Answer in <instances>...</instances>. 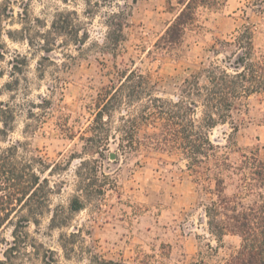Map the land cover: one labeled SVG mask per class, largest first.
Here are the masks:
<instances>
[{
  "label": "rangeland",
  "instance_id": "obj_1",
  "mask_svg": "<svg viewBox=\"0 0 264 264\" xmlns=\"http://www.w3.org/2000/svg\"><path fill=\"white\" fill-rule=\"evenodd\" d=\"M188 1L111 0L88 16L86 0H14L13 12L0 0V148L25 142L32 154L50 166L58 164L45 172L52 187L50 210L39 224H29L28 239L8 251V259L3 253L13 240V227L3 228L7 242L0 243V264H218L239 248L238 235L211 233L206 208L217 198L214 180L198 178L183 157L149 150L118 152L113 160L108 156L117 152L113 140L99 155L85 151L81 139L90 134L98 92L114 64L138 68L150 77L156 95L174 101L185 78L236 51L225 42L244 26L264 57V0H194V19L179 44L165 45L167 27ZM125 5L124 37L113 55L103 48L109 30L105 20ZM67 11L77 12L88 39L78 48L55 35V45L45 51L53 20ZM114 115L117 119L120 110ZM209 136L231 164L220 173L225 193L241 192L243 154L264 160V99L253 96L245 112H234ZM81 158L97 159L110 181L99 197L82 196L83 208L69 211L70 200L81 196L76 175ZM255 199V194L242 196L245 204ZM53 210H61L63 225L52 226Z\"/></svg>",
  "mask_w": 264,
  "mask_h": 264
},
{
  "label": "trees",
  "instance_id": "obj_2",
  "mask_svg": "<svg viewBox=\"0 0 264 264\" xmlns=\"http://www.w3.org/2000/svg\"><path fill=\"white\" fill-rule=\"evenodd\" d=\"M13 1L5 0L4 9L13 12L10 7ZM107 1L111 0H86L87 15L92 16ZM192 2L189 0L167 27L162 39L168 47L179 44L186 24L194 19ZM125 7L112 10L106 16L109 30L103 48L113 55L118 54L124 37ZM30 31L25 27L26 33ZM55 35H64L78 48L88 39L75 11L60 12L56 16L47 32L48 38L45 36V51L55 45L52 41ZM225 43L234 44L236 51L224 60L203 65L185 78L174 101L156 95L150 77L138 68L122 69L114 64L109 70L111 77L98 92L97 108L88 126L90 134L82 135L81 139L85 142V151L99 155L109 151L113 140L117 143L113 160L119 158L118 152L132 155L149 150L183 157L198 178L214 180L217 198L206 208L211 233L217 237L234 234L241 239L239 248L218 264H264V160L255 153L243 154L241 192L229 196L220 173L231 164L226 155L217 151L209 136L212 128L231 120L234 112H245L253 96L264 99V57L257 54L248 26ZM119 110L120 115L115 119L114 113ZM3 127H9L7 121ZM108 153L111 158L113 152ZM57 166V163L50 166L41 156L32 154L25 142L15 141L0 148V243L7 242L1 234L3 228L13 227V240L3 253L6 259L8 251L18 250L28 239L29 224H39L40 218L50 210L52 187L45 172H52ZM76 175L81 196L75 195L70 200L69 211L83 208L82 196L99 197L110 181L95 158H81ZM249 194H255L257 199L250 204L243 203L242 196ZM60 212L52 211V226L65 223ZM190 264H204V261Z\"/></svg>",
  "mask_w": 264,
  "mask_h": 264
},
{
  "label": "water",
  "instance_id": "obj_3",
  "mask_svg": "<svg viewBox=\"0 0 264 264\" xmlns=\"http://www.w3.org/2000/svg\"><path fill=\"white\" fill-rule=\"evenodd\" d=\"M110 157L113 159L114 158V153H112Z\"/></svg>",
  "mask_w": 264,
  "mask_h": 264
}]
</instances>
